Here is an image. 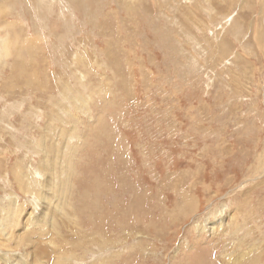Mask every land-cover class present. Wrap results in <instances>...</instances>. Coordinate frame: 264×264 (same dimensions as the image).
Masks as SVG:
<instances>
[{
  "label": "rangeland",
  "instance_id": "1",
  "mask_svg": "<svg viewBox=\"0 0 264 264\" xmlns=\"http://www.w3.org/2000/svg\"><path fill=\"white\" fill-rule=\"evenodd\" d=\"M0 264H264V0H0Z\"/></svg>",
  "mask_w": 264,
  "mask_h": 264
},
{
  "label": "bare ground",
  "instance_id": "2",
  "mask_svg": "<svg viewBox=\"0 0 264 264\" xmlns=\"http://www.w3.org/2000/svg\"><path fill=\"white\" fill-rule=\"evenodd\" d=\"M20 177H21V175H20ZM27 188V187H26ZM23 189H24V187H23ZM208 226V225H207ZM215 228V227H214ZM210 231V230H209Z\"/></svg>",
  "mask_w": 264,
  "mask_h": 264
}]
</instances>
